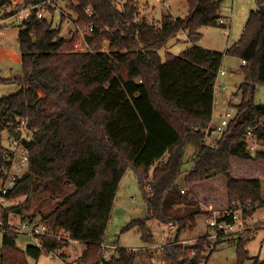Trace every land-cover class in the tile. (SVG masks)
Listing matches in <instances>:
<instances>
[{"label":"trees","instance_id":"16d2710c","mask_svg":"<svg viewBox=\"0 0 264 264\" xmlns=\"http://www.w3.org/2000/svg\"><path fill=\"white\" fill-rule=\"evenodd\" d=\"M65 1L76 13L78 25L93 26L86 38L95 51L74 50L76 33L70 30L67 36L61 35V23L53 27L45 16L33 15L21 22L18 32L21 72L0 76V84L17 86L0 98V179L8 165L2 131L16 134L18 119L27 118L32 132L30 140H23L27 170L6 193L8 201L22 196L25 200L2 208L4 222L10 212L20 213L38 192L55 193L71 184L73 190L38 222L84 243L82 264H134L133 251L120 246L109 260L102 261L98 253L119 182L131 168L144 195L147 218L176 226L174 240L165 245V256L176 264H207L205 233L188 246L177 239L202 212L190 190L183 187L221 175L226 180L227 202H251L245 218L264 204L258 178H236L230 172L232 158L264 160L263 153L251 154L242 139L248 125L264 118V104L254 100L257 84L264 83V13L252 9L239 39L224 53L191 45L178 54L166 51L162 58L159 49L178 31L185 30L188 39L196 42L201 27L218 24L221 0H186L185 16L163 13L158 24L139 18L138 8L129 1L121 8L117 0L23 3H45L47 12L53 14L55 4ZM11 3L0 0V9ZM257 4L264 5V0ZM87 6L93 10L90 15ZM18 8L19 4L0 13V20ZM104 39L108 44L102 52L98 48ZM224 55L245 60L236 93L240 100L234 105L235 117L210 146L204 142L203 129L212 120L214 85ZM189 146L196 148V154L181 186L177 179ZM178 204H184V209ZM131 227L149 241L146 219H132L125 228ZM246 234L234 238V264H246L249 259ZM17 235L13 230L3 231L0 264H28V256L38 258L43 252L34 245L19 248ZM43 241L49 249L61 245L53 238ZM189 247L195 249L194 254L188 252ZM250 264H264V260L256 257Z\"/></svg>","mask_w":264,"mask_h":264},{"label":"rangeland","instance_id":"374dc122","mask_svg":"<svg viewBox=\"0 0 264 264\" xmlns=\"http://www.w3.org/2000/svg\"><path fill=\"white\" fill-rule=\"evenodd\" d=\"M76 1H71V3ZM124 0H117L116 6L122 7ZM186 0H172L170 7H164L157 0H150L148 4L139 10V18H144L148 22L158 24L163 13H170L173 16H185L188 12ZM16 5H10L12 10ZM257 0H221L220 16L225 20L224 25L212 24L200 28L201 37L196 42H191L185 30L178 31L169 38L166 44L159 49V53L164 58L166 51L178 54L182 50L191 45H198L205 49L216 50L224 53L225 49L235 43L243 30L246 20L252 9H258ZM8 10V11H10ZM6 11V12H8ZM63 14V19H62ZM45 17L52 21V26L56 27L61 23L60 33L67 36L70 29L75 24L76 13L71 9L70 2H59L54 6L53 14L45 13ZM62 19V22H61ZM3 27L0 30V53L7 50V57L0 61V74L9 73L6 77H13L21 72V60L19 57L18 32L20 30L21 19L12 15L2 21ZM11 50V51H10ZM241 59L236 56L224 55L221 70L223 75L217 76L216 81L222 83V92H215V98L218 104L215 107L212 116V123L220 120L219 112L227 105V96L236 94L238 86L243 80L240 71ZM17 90L15 84H0V98ZM238 93L237 95H239ZM254 100L257 103L264 104V83L257 84L254 92ZM8 132L6 130L1 133V140L4 146L7 145ZM196 154V148L187 147L185 152V162L182 171L177 179V184L183 186L185 184V176L193 165V158ZM231 174L236 178L256 177L260 180L261 196L264 199V160L252 161L241 158L231 159ZM184 190L188 189L198 202V206L202 210L194 218V224L180 231L177 239L186 240L187 244H193L197 237L201 236L206 230V224L210 211L207 213L208 205L213 209H220L227 205L226 180L221 175L211 176L205 180L195 182L189 186H184ZM73 186L66 184L62 191L55 193H37L31 197L25 207H22L20 213L10 212L8 221L18 226L25 221L38 222L42 216L48 213L52 207L64 195L71 192ZM25 200L22 196L15 201H8L5 207L16 205ZM200 200V202H199ZM200 203V204H199ZM204 204V205H203ZM181 210L184 204H178ZM246 218L245 228L249 231L246 237L250 238L246 244L249 252V259L246 264H250L254 258L258 257L264 260V204L257 205L251 214ZM149 216L147 206L144 200L142 189L138 183L136 174L133 169H127L123 174L116 192V196L111 209L110 217L105 229L104 240L107 243H118L125 249H132L134 253V264H176L168 259L165 245L174 240L173 232L168 224L162 223L155 218H147ZM0 217L3 219L2 214ZM134 218L146 219L147 230L150 235L149 241H144L141 232L136 227L126 229V225ZM251 234L252 237L249 235ZM245 236V235H244ZM3 231L0 229V245L2 243ZM233 241H230L232 240ZM16 245L25 249L27 245H34L33 239L26 234H18L16 237ZM227 240L228 242H224ZM220 242L215 250L210 252L207 264H234L236 261V247L234 237L225 239ZM188 246V245H186ZM86 249V245L82 242L67 243L62 247L63 259L56 258L57 264H82L80 256ZM204 262V259L201 263ZM28 264H52L50 256L46 252H41L38 258L27 257Z\"/></svg>","mask_w":264,"mask_h":264},{"label":"built area","instance_id":"2783aa9c","mask_svg":"<svg viewBox=\"0 0 264 264\" xmlns=\"http://www.w3.org/2000/svg\"><path fill=\"white\" fill-rule=\"evenodd\" d=\"M73 1V0H72ZM76 1V0H74ZM133 3L138 9H143L150 0H124ZM162 6L170 7L172 0H157ZM50 3V2H48ZM19 8L13 14L16 15L21 22L30 16L35 15L36 17L45 16L47 12V7L45 3L38 5H25L23 0L18 2ZM16 4V5H17ZM57 4V3H56ZM55 4V5H56ZM7 6L0 9V13L6 10ZM88 15L92 14L93 10L91 6H87L85 10ZM2 22V20H0ZM220 23H225V20L220 17ZM71 34L76 33L77 39L73 44V48L76 51H95L94 44L87 40V35L89 32L93 31V26L91 24L84 25L83 27L78 25L76 22L74 26L70 29ZM108 41L103 40L101 46L98 48L99 51H106ZM245 60H242V64ZM223 75L224 71L219 70L217 76ZM222 83L215 82L214 85V108L217 107L218 99L215 98V92H222ZM240 100V95L230 94L227 96V105L219 112L220 120L217 123L211 122L203 129L204 142L207 145L214 146L216 141L224 128L229 124V122L236 115V107L234 106ZM32 132L28 127L27 118H19L18 124L16 126V134L8 135L7 145L5 146L4 156L8 162L3 170V177L0 179V213L3 207L8 203L6 193L15 185L18 178H20L27 170L28 163V150L23 143V140H30ZM247 150L251 154L263 153L264 154V118L256 121L253 124L248 125L243 133L242 137ZM184 192V190H182ZM252 208L250 201H232L228 202L227 205L220 209H213L209 207L210 215L207 219L205 237L208 240V245L206 247L205 254H208L215 250L218 244L229 237H244L245 220L244 214L247 213ZM170 230L175 236L176 226L173 223L168 224ZM0 229L2 231L13 230L18 234H26L33 239L35 247L40 248L43 252L49 254L52 264H57L56 258H61L62 247L67 243H75L77 240L72 239L64 231H53L48 228L44 223L25 221L20 223L18 226L11 224L9 221L4 222L0 217ZM43 238H53L61 242V245L49 249L45 246ZM182 243L187 245L186 240H182ZM47 248V250H46ZM119 245L118 243H107L104 239L99 242L100 258L102 261L109 260L117 254ZM128 251L132 249H127ZM195 249L189 247L188 252L192 255Z\"/></svg>","mask_w":264,"mask_h":264},{"label":"crops","instance_id":"0c3cea01","mask_svg":"<svg viewBox=\"0 0 264 264\" xmlns=\"http://www.w3.org/2000/svg\"><path fill=\"white\" fill-rule=\"evenodd\" d=\"M22 0H12V3L11 4H9L7 7H6V10L4 11V12H6V11H8V10H10L9 9V6L10 5H16L18 2H21ZM185 1V0H184ZM186 3V2H185ZM6 20V19H5ZM8 50V49H7ZM7 50H5L4 52H2V53H0V61L2 60V59H4V58H6L7 57ZM11 51V50H10ZM1 52V51H0ZM19 57H20V52H19ZM9 73H2V74H0V76L1 77H6L7 75H8ZM214 111H215V108H213V114H214ZM213 114H212V116H213ZM199 202H200V200H199ZM201 203V202H200ZM199 203V204H200ZM204 205V204H203ZM209 206H213V205H208V207H206L207 209L209 208ZM253 213V212H252ZM251 213V214H252ZM249 215L248 217L250 218L252 215ZM247 217V218H248ZM230 241H233V240H230ZM223 242V241H222ZM224 242H228L227 240H225Z\"/></svg>","mask_w":264,"mask_h":264},{"label":"water","instance_id":"95a60500","mask_svg":"<svg viewBox=\"0 0 264 264\" xmlns=\"http://www.w3.org/2000/svg\"><path fill=\"white\" fill-rule=\"evenodd\" d=\"M258 12L259 13H264V5H260L259 7H258Z\"/></svg>","mask_w":264,"mask_h":264}]
</instances>
